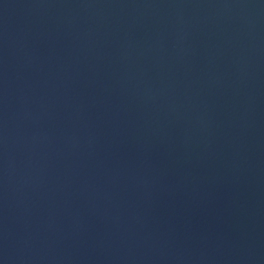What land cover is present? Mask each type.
Returning <instances> with one entry per match:
<instances>
[{"label": "water", "instance_id": "obj_1", "mask_svg": "<svg viewBox=\"0 0 264 264\" xmlns=\"http://www.w3.org/2000/svg\"><path fill=\"white\" fill-rule=\"evenodd\" d=\"M0 264H264V0H0Z\"/></svg>", "mask_w": 264, "mask_h": 264}]
</instances>
